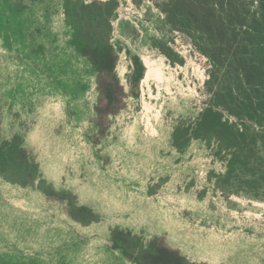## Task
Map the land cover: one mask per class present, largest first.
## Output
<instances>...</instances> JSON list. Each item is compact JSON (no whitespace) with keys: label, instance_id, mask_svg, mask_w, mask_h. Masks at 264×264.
Segmentation results:
<instances>
[{"label":"rangeland","instance_id":"obj_1","mask_svg":"<svg viewBox=\"0 0 264 264\" xmlns=\"http://www.w3.org/2000/svg\"><path fill=\"white\" fill-rule=\"evenodd\" d=\"M117 2L112 38L137 54L145 70L135 87L127 86V108L109 136L96 142L94 76L72 59L61 18L50 17L41 3L27 9L25 18L0 0V16L16 30L10 47L0 36L4 134L12 124L21 128L22 109L30 128L27 145L46 178L101 215L81 227L0 178V264H130L110 247L113 226L159 234L195 264H264V193L222 195L206 180L204 167L169 141L172 125L205 98L198 89L204 63L186 52V66L171 69L159 40L173 39L178 49L181 41L155 3ZM29 22L43 30V55L21 41ZM128 66L121 53L124 82ZM9 90H19L17 97Z\"/></svg>","mask_w":264,"mask_h":264},{"label":"trees","instance_id":"obj_2","mask_svg":"<svg viewBox=\"0 0 264 264\" xmlns=\"http://www.w3.org/2000/svg\"><path fill=\"white\" fill-rule=\"evenodd\" d=\"M4 1L10 11H23L25 18L30 13L27 9L40 3L46 5L50 17L61 18L72 59L81 60L86 67L82 72L94 76L93 136L96 142L105 140L117 116L127 108V86L135 87L145 70L137 54L112 38L120 2L23 0L22 7L19 0ZM152 1L181 41L178 49L173 39L159 40L168 66L184 68L186 52L204 63L205 76L198 89L205 98L199 105L193 103L190 116L172 125L171 146L189 162L204 167L206 180L222 195L259 197L264 193V0ZM7 21L0 16V36L10 47L16 30ZM42 33L35 22L28 23L27 32L21 31V41L35 55L46 50ZM121 53L127 54L129 63L125 82L118 69ZM17 91L7 93L15 98ZM4 97L6 92L0 89V178L27 190L42 207L58 211L81 227L101 221L99 212L80 203L71 191L57 190L46 178L36 153L27 145L30 128L22 119V109L21 128L12 124L4 134ZM108 238L111 249L130 264H195L159 234L147 236L113 226Z\"/></svg>","mask_w":264,"mask_h":264}]
</instances>
